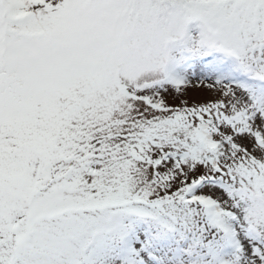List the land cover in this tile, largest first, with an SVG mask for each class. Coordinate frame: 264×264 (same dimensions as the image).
<instances>
[{"label":"snow or ice","instance_id":"snow-or-ice-1","mask_svg":"<svg viewBox=\"0 0 264 264\" xmlns=\"http://www.w3.org/2000/svg\"><path fill=\"white\" fill-rule=\"evenodd\" d=\"M0 264H264V0H0Z\"/></svg>","mask_w":264,"mask_h":264}]
</instances>
